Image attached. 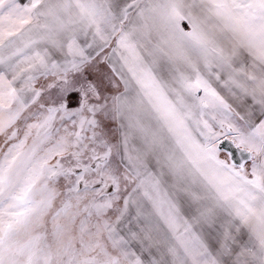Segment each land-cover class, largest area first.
<instances>
[{"label": "snow or ice", "instance_id": "obj_1", "mask_svg": "<svg viewBox=\"0 0 264 264\" xmlns=\"http://www.w3.org/2000/svg\"><path fill=\"white\" fill-rule=\"evenodd\" d=\"M0 264H264V0H0Z\"/></svg>", "mask_w": 264, "mask_h": 264}]
</instances>
